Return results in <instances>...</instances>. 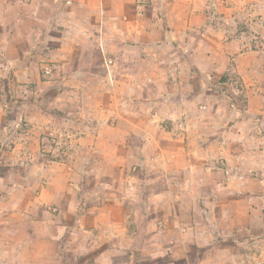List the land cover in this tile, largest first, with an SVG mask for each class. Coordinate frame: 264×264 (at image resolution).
I'll return each instance as SVG.
<instances>
[{
	"label": "rangeland",
	"instance_id": "374dc122",
	"mask_svg": "<svg viewBox=\"0 0 264 264\" xmlns=\"http://www.w3.org/2000/svg\"><path fill=\"white\" fill-rule=\"evenodd\" d=\"M210 1L214 12L223 9L222 0ZM231 1L235 6L234 32L223 36L242 39L239 49L249 54L252 65L249 83L254 82L255 92L263 95L264 0ZM137 2V7L145 10L150 0ZM2 15L0 12V223L9 213H18L20 205L24 208L26 201H34L36 194L33 197L26 188L31 191L39 180L25 183L23 177L44 161L49 166L47 176L52 173L62 193L47 197L42 218L64 221V208L70 201L79 203L77 210H70L78 213V218L85 213L96 216L101 203L114 204L116 200L115 205L120 206L110 210L118 229L91 223L93 229L85 231L81 224L89 223L87 218L78 225L72 212V229L62 230L69 239L57 244L59 263L264 264V199L259 190L263 177L258 170H251L245 181L250 193L239 195L223 188L228 186L227 179L218 170L224 168V158L215 156L210 163L206 157L197 165L186 162L184 172L179 168L183 163L177 160L181 152L178 141L183 137L178 116L160 107L130 110L126 99H122L121 114L102 115L99 105L113 111L114 100L97 96L98 90L104 91L97 81L99 66H93L94 82L69 78L71 66L58 65L52 57L40 60L38 49L46 45H33L22 28L11 27L14 17ZM216 20L224 21L218 14ZM258 60H262L261 65ZM107 64L114 63L108 60ZM237 64L231 60L223 73L214 70L213 91L235 92L238 97L246 93ZM138 86L142 91L144 85L139 82ZM91 90L94 94L89 97ZM225 113L219 110L216 121L225 120ZM169 129L174 132L171 136ZM171 137L176 142L165 154L168 147L160 143ZM116 138L121 142L119 147L110 145ZM170 153L172 160L162 158ZM114 154L120 156L121 166L114 161ZM172 168L173 176L168 175ZM73 184L77 187L68 194ZM236 201L247 206L248 215L239 214L234 227L226 205ZM3 202L8 208L2 211ZM10 257L4 264H17Z\"/></svg>",
	"mask_w": 264,
	"mask_h": 264
},
{
	"label": "crops",
	"instance_id": "0c3cea01",
	"mask_svg": "<svg viewBox=\"0 0 264 264\" xmlns=\"http://www.w3.org/2000/svg\"><path fill=\"white\" fill-rule=\"evenodd\" d=\"M210 2L150 0L143 10L137 7V0H0V12L2 16L14 17L11 27L22 28L23 33L31 36L33 45L41 42L46 45L38 49L40 60L52 57L50 60L58 65L71 66L69 78L94 82L93 66H99L97 81L104 91L98 90L97 96L114 100L113 111L105 109L102 103L99 105L102 115L118 111L121 114L122 99H126L130 110L160 107L178 116L183 130V137L178 141L181 152L177 160L183 163L180 169L186 170L191 161L195 165L202 163L206 157L210 163L215 156L224 158V168L218 170L227 179L228 186L223 188L237 195L250 193L245 181L250 178L251 170H258L263 177L259 180L263 184L259 190L264 199V94L255 92L251 86L254 82L249 83L252 65L249 54L239 49L242 39L223 36L234 32L235 6L232 7L231 0H222L223 9L217 13ZM217 14L223 22L216 20ZM108 60L114 64L109 66ZM231 60L241 64H237V69L246 83V93L240 97L235 92L226 94L222 89L213 91L214 70L223 73ZM257 63L261 65L262 60ZM139 82L144 85L142 91L137 89ZM92 94V90L88 91L89 97ZM255 104L260 107L256 109ZM222 109L226 112L225 120L216 121ZM114 129L118 127L114 125ZM171 130L167 132L169 136L174 133ZM174 141L173 137L167 142L161 141L162 147H168L165 154L174 146ZM120 143L116 138L110 145L119 147ZM199 153L205 157L198 158ZM165 154L162 158L172 160V153ZM113 156L119 164L120 156ZM99 158L103 160L105 156ZM38 163L40 167L36 171H27L23 177L25 183L39 180L34 182L31 191L26 188L33 197L37 195L34 201H26L24 208L20 205L18 213H9L7 220L0 223L5 224L0 230L3 239L0 264L9 256L17 264H62L58 260L57 244L69 239L62 230L72 229L74 215L78 225L87 218L89 223L81 224L85 231L92 228L91 223L98 228L107 225L118 229L119 224L110 214L117 205L120 208L119 204L115 205L116 200L114 204L101 203L96 216L85 213L78 218V213L72 211L73 215L70 210H77L79 203L70 201V208H64V221L42 218L43 208L47 209L49 203L47 197L54 198L62 189L52 173L47 176L49 166L44 161ZM173 170L168 175L173 176ZM73 185L68 194L77 187ZM4 205L2 211L8 208ZM226 208L231 210L234 227L239 214L248 215L247 206L237 201L227 204Z\"/></svg>",
	"mask_w": 264,
	"mask_h": 264
}]
</instances>
